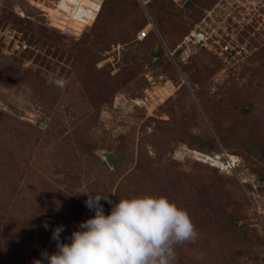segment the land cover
Wrapping results in <instances>:
<instances>
[{"label":"rangeland","instance_id":"1","mask_svg":"<svg viewBox=\"0 0 264 264\" xmlns=\"http://www.w3.org/2000/svg\"><path fill=\"white\" fill-rule=\"evenodd\" d=\"M218 2L221 43H246L250 53L229 66L203 48L170 56ZM6 25L28 49L0 52V264L55 253L60 225L70 243L95 215L82 192L113 204L166 196L186 209L199 238L177 247V264H264V0H156L146 10L103 0L78 35L21 0H0ZM193 151H225L241 166L224 174ZM100 204L109 214L112 205Z\"/></svg>","mask_w":264,"mask_h":264},{"label":"clouds","instance_id":"2","mask_svg":"<svg viewBox=\"0 0 264 264\" xmlns=\"http://www.w3.org/2000/svg\"><path fill=\"white\" fill-rule=\"evenodd\" d=\"M49 82L60 89L68 83L55 76ZM82 193L94 217L72 232L70 243L61 242L64 226H57L52 232L57 251L43 252L33 264H177V247L199 238L188 211L166 196L122 197L113 204L107 195ZM102 198L112 205L107 215ZM44 227L48 228L46 222Z\"/></svg>","mask_w":264,"mask_h":264},{"label":"built area","instance_id":"3","mask_svg":"<svg viewBox=\"0 0 264 264\" xmlns=\"http://www.w3.org/2000/svg\"><path fill=\"white\" fill-rule=\"evenodd\" d=\"M26 6L31 7L43 17L48 19L49 26L60 31H69L73 34H80L83 29L93 24L96 20L103 0H21ZM146 10L149 0H136ZM174 3H181L185 0H171ZM226 5H228L226 3ZM219 6V7H218ZM218 7V9H216ZM238 7L235 5L232 9ZM223 5L219 2L205 12L203 17L190 28L177 44L170 56L177 50L182 57L194 53L196 49L203 48L213 55H217L226 66L233 65L238 58L250 53V47L246 43H221L222 35H227L225 26L222 24L226 17L222 18L219 11ZM240 11V10H239ZM253 11V10H252ZM238 12V11H237ZM242 12V11H241ZM250 12V11H248ZM246 13V12H244ZM147 14V13H146ZM249 14V13H248ZM23 16V14H20ZM149 17V14L147 15ZM150 18V17H149ZM235 18V17H234ZM243 19V18H242ZM239 22V21H237ZM150 26L140 29L136 35L142 40L149 32ZM28 49V45L22 39V33L15 27L9 25L0 28V52L4 55H14ZM196 160L216 168L224 174H235L240 168V160L237 156L225 151L219 153H203L193 151Z\"/></svg>","mask_w":264,"mask_h":264},{"label":"trees","instance_id":"4","mask_svg":"<svg viewBox=\"0 0 264 264\" xmlns=\"http://www.w3.org/2000/svg\"><path fill=\"white\" fill-rule=\"evenodd\" d=\"M155 1L156 0H149V2H148V6H152V5H154V3H155ZM171 1V0H170ZM187 0H185V1H183V2H186ZM171 2H173V1H171ZM183 2H181V3H183ZM174 3V2H173ZM174 4H180V3H174ZM95 22V21H94ZM6 26H9V25H6ZM11 26H13V27H15V25H11ZM143 27V26H142ZM142 27H140L139 29H138V31L140 30V29H142ZM15 28H17V27H15ZM18 29V28H17ZM148 34H149V32H148ZM147 34V35H148ZM186 34V33H185ZM147 35H146V37L145 38H147ZM184 36V35H183ZM144 38V39H145ZM183 38V37H182ZM144 39H142L141 41H143ZM208 52V51H207ZM210 53V52H209ZM1 54H3V53H1ZM211 54V53H210ZM4 55V54H3ZM214 144V142L212 141L211 142V146ZM208 166V165H207Z\"/></svg>","mask_w":264,"mask_h":264},{"label":"water","instance_id":"5","mask_svg":"<svg viewBox=\"0 0 264 264\" xmlns=\"http://www.w3.org/2000/svg\"><path fill=\"white\" fill-rule=\"evenodd\" d=\"M22 14V13H21ZM104 159H105V161L107 162V164L109 165V166H111V164H112V162H113V156H112V154L111 153H104Z\"/></svg>","mask_w":264,"mask_h":264}]
</instances>
